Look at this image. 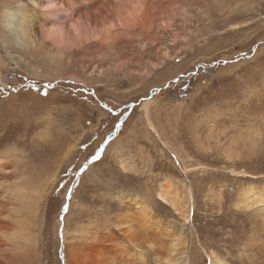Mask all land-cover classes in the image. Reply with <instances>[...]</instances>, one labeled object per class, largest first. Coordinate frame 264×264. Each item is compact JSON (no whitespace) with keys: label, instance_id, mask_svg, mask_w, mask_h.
Wrapping results in <instances>:
<instances>
[{"label":"rangeland","instance_id":"obj_1","mask_svg":"<svg viewBox=\"0 0 264 264\" xmlns=\"http://www.w3.org/2000/svg\"><path fill=\"white\" fill-rule=\"evenodd\" d=\"M226 1L244 9L228 22L216 10L214 30L203 27L196 47L140 80L115 72L97 82L37 76L16 63L21 51L12 48V60L1 46L7 60L0 75V155L16 164L15 172L25 167L26 183L42 180L46 192L38 252L34 240L27 251L37 257L33 264L128 258L124 241L109 242L122 206L118 194L146 200L168 236H185L180 264L264 263L260 254L248 255L254 240L264 239V223L235 206L249 183L264 187V0L250 20L241 14L247 0ZM234 23L248 24L233 33ZM147 58L158 61L155 48ZM167 179L178 189V204L190 209L188 222L158 196Z\"/></svg>","mask_w":264,"mask_h":264},{"label":"bare ground","instance_id":"obj_2","mask_svg":"<svg viewBox=\"0 0 264 264\" xmlns=\"http://www.w3.org/2000/svg\"><path fill=\"white\" fill-rule=\"evenodd\" d=\"M24 2L36 34L29 35L19 47L3 45L11 59H16L11 53V49L15 47L21 51L17 55L16 63L25 66L34 75L66 74L72 79L85 77V80L92 81L108 80L114 72L140 80L145 72L152 73L155 69L163 68L177 57H184L188 49L196 47V39L200 34L203 35V27L208 28L207 34L214 30L210 29V25L215 26L216 21L212 14L216 10H220L219 15L228 22L235 11L244 9L242 7L244 3L231 5V2L226 0H37L40 5H57L50 11H42L28 0ZM260 3L259 0H247L244 5L246 11L241 14L250 20ZM66 10H71L74 15L68 13L66 18ZM62 20L64 22L60 27L41 33L43 26ZM247 24L234 23L230 25V29H233V33L240 32ZM1 46L2 44L0 75L1 66L7 60L1 55ZM154 48L158 61L147 58ZM72 70L74 72L69 73ZM79 72L84 76L79 75ZM150 102L147 99L141 104L146 113ZM148 122L156 130L151 121ZM15 168L16 164H13L12 160L0 155V188L3 190L0 192V264H9L12 259H19L21 253L22 258L18 264H28L30 258L32 259L30 264H33L37 257L35 254L30 257L27 251L34 240L32 250L38 252L36 231L46 201V192L41 186L42 180L39 182L36 180L32 184L26 183L29 176L25 167H22L21 173L17 171L16 173ZM230 172L241 176L249 175L244 169L231 168ZM51 179L54 182L57 177L53 174ZM173 188L172 181L167 179L158 196L188 222L190 209L178 204V189ZM244 189L235 201V206L247 209L251 215H258L264 223V187L257 188L253 183H249ZM115 197H119L122 206L112 221L115 227L110 228V232L112 231L111 234L115 236L109 242L121 240L123 245L124 242L126 244L125 249L128 247L125 250L120 245L121 250L127 252L128 258L118 264H137L138 250H146L149 242L156 245L157 241L160 243L152 252L162 258L175 254V258L178 259L179 256L187 254L185 236L182 234L168 236L167 229L161 226L149 202L137 195L123 198L118 194ZM258 239L254 240L255 248L251 249L248 255L256 257L260 254L261 258H264V239ZM209 255L216 262H224V259L213 251Z\"/></svg>","mask_w":264,"mask_h":264},{"label":"clouds","instance_id":"obj_3","mask_svg":"<svg viewBox=\"0 0 264 264\" xmlns=\"http://www.w3.org/2000/svg\"><path fill=\"white\" fill-rule=\"evenodd\" d=\"M28 2L35 7H39L42 11H50L57 7L54 4L40 5L37 0H28ZM25 8L24 0H0V44L19 47L29 35L36 34ZM68 13H72V11L66 10V18ZM64 20L43 26L41 33L44 30L60 27ZM156 247L157 245L154 242H149L146 250H138L137 264H180V261L175 258V254L163 258L159 255H149Z\"/></svg>","mask_w":264,"mask_h":264},{"label":"trees","instance_id":"obj_4","mask_svg":"<svg viewBox=\"0 0 264 264\" xmlns=\"http://www.w3.org/2000/svg\"><path fill=\"white\" fill-rule=\"evenodd\" d=\"M109 121H112V115L110 114V115H108L107 117H106Z\"/></svg>","mask_w":264,"mask_h":264}]
</instances>
